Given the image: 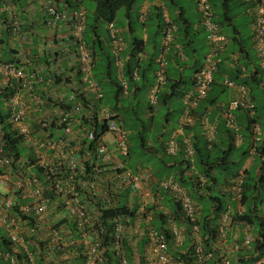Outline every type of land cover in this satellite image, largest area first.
Masks as SVG:
<instances>
[{"label":"crops","instance_id":"0c3cea01","mask_svg":"<svg viewBox=\"0 0 264 264\" xmlns=\"http://www.w3.org/2000/svg\"><path fill=\"white\" fill-rule=\"evenodd\" d=\"M166 4L170 7H167ZM92 7L93 5H91V10ZM162 7L165 8L170 19L180 16L186 20L188 34L184 46L181 45L183 43L181 37L177 34L174 35L172 46L167 51L164 60L165 83L156 95V102L149 105L147 97L153 84L154 72L157 69L155 57L160 45L159 22ZM247 7L248 3L241 1L233 6L234 33L232 36H227L221 30L227 38L222 52V63L213 75V82L207 96L199 101L194 110L193 124L176 136L177 150L173 155H165L163 147L168 135L179 126L182 108L180 94L190 87L193 75L200 67L207 52L205 33L198 26L194 0H141L134 13H130L132 5L128 11L122 10L123 14L119 17L121 19L120 26L116 25V21L113 22L125 42L123 50L118 54L119 66L114 65L115 80L117 82L124 80L123 67L129 58V41L136 37L142 41V50L138 54L137 71L145 73L147 82L140 84L137 88L126 87L121 98L122 101L116 105L115 113L118 118L121 114L127 118L140 113L145 121L134 119L133 123L137 122L138 125L140 122L139 126H142V129L151 132L148 139H144V145L141 144L147 164L142 166L136 163L132 170L145 171L150 177L142 189L143 197L139 199L129 192H121L117 197L120 200L126 194V206L130 209L136 206L133 215L128 217V222L123 225L121 234L120 252L125 258L126 264H139V255L143 259L142 264H144L149 240L141 231L143 221L135 218L136 211L141 204H144L145 211L152 215L150 225L154 221L153 214L161 213L165 216L166 235L172 240L170 251L167 250V254L172 258L179 259V254L189 251L192 252L190 254H192L193 262L197 264L204 262L206 264H264V254H258L252 246L257 238L256 229L237 220L243 214L263 216L264 197L262 202L256 201L258 205L255 204L252 208L249 200L244 202L232 200L228 191L230 179L238 174L242 175V183L245 178H258L264 174V162L255 151V148L260 147L264 142V108L262 107L264 105V67L260 66L251 44L250 15L246 10ZM140 11L144 13L143 22L138 20ZM14 19L20 23L18 35L12 34L10 30ZM142 26L145 28L144 33L141 31ZM70 30V27L64 23H58L54 29L46 27L44 14L34 0H0V62L13 63L29 73L33 72L37 78L41 76L44 82L35 81L34 89L36 94L42 98L53 94H64L65 87L53 85L48 79L50 70H47L46 67L50 69V66L53 65L60 71H66L71 75L69 70L73 68L75 57L71 46ZM84 31L86 32V28ZM47 62L48 65H46ZM225 78L236 86H243L247 90L249 98L253 100L256 110L252 114L249 113L248 118H253L257 126L256 135L252 130L251 133L249 129L245 128L247 118L244 110H227L228 103L237 96V89L222 86L221 81ZM12 81H14L12 77L7 78L0 75L1 88L9 87L10 83L14 86ZM261 81L263 82L261 83ZM103 82L106 86L112 85L106 81V78L103 79ZM255 82L260 83L256 85ZM169 94L173 96L168 98ZM158 95L161 97L162 104L158 102ZM174 98L178 103L176 108L172 103ZM22 101L27 106L29 105L27 112L30 115L26 119V123L29 129L35 132L32 122L35 115L32 109L33 103L26 95H23ZM157 106L164 107L166 112L163 115L160 135L153 137L152 132L159 127L154 121ZM103 107L109 108L108 106ZM149 107L152 109H148ZM225 113L229 116L227 119L236 126V132H233L227 125ZM174 114H176L175 121H172ZM145 122L147 124L144 126ZM209 127L214 128V136L208 147L205 131ZM135 128H137L136 125L131 127V130ZM125 133L127 139V131ZM132 134V137L141 138L136 131L135 133L133 131ZM184 136L189 137L194 150H196L188 168L184 163L185 158L180 147ZM229 144L233 145V149L230 150V155L226 157V160L233 163L213 166L207 175L208 178L205 177L202 166L197 163V156L203 153V147L205 146L209 152L207 154L210 158L220 156V154L225 158L223 152L227 150ZM22 150H24L22 154L26 156V149L22 148ZM21 162L23 163L24 160ZM128 162L129 159H126V168H128ZM26 171L39 175L35 168H27ZM211 177L212 179H209ZM165 178L174 180L186 194L190 192V196L187 195L195 208L197 222L206 217L203 225H206L207 231L214 232L213 239L201 238L202 232H206L205 229L201 230L200 225H197V232H193L190 224L183 219L181 214L173 213L174 207L170 201L174 202V199L171 195L159 191L157 187V182ZM50 200V209L53 210L51 209L49 212L45 223L46 225L60 224L62 218L65 217L59 207L60 199L50 192ZM22 202L17 199L18 205ZM7 215L8 218H5V213L0 212V239L3 237L7 240L11 253L8 255L1 251L0 263H9L5 259V256L8 255L13 259V262L9 264H36L37 258L41 259L42 264H85L82 245L77 239H73L66 232L67 230L63 229L66 238L63 250L57 254H46L44 251L48 240L46 228L38 227L37 230L30 232L31 227L25 218L21 219L11 213V210L7 212ZM9 219H12L16 227L17 243H13L7 238L6 228H8ZM152 228L156 231L154 227ZM156 232L163 235L162 232ZM163 237L165 240V235ZM123 240L129 243V257H127L122 244ZM140 243L142 244L141 254L137 248L135 249V245ZM255 257L258 259L253 261ZM114 260L116 261L115 257Z\"/></svg>","mask_w":264,"mask_h":264},{"label":"built area","instance_id":"2783aa9c","mask_svg":"<svg viewBox=\"0 0 264 264\" xmlns=\"http://www.w3.org/2000/svg\"><path fill=\"white\" fill-rule=\"evenodd\" d=\"M34 1L44 14L46 27L54 29L58 23L70 27L75 60L70 71L71 75L66 73L70 78L76 75L78 83L73 81L70 84H60L65 87L64 94H53L42 98L34 89L35 81L44 82L41 76L37 78L33 72L29 73L13 63L0 62V75L12 77L15 81L12 93L0 96L3 121L8 124L15 136L20 138V146L26 149V156L22 155L17 161L13 160L11 153L6 150L2 142L0 122V212L5 213V218H8L7 212L10 210L18 217L24 216L31 227L30 232L37 230L38 227H45L48 236L44 247L46 254H57L63 250L66 245L63 229L70 234L66 225L71 223L74 230L76 229V239L84 249L85 264H103L106 248L103 244L104 237L110 239L108 247L117 264H126L120 252V241L123 225L128 222V217L112 215L103 218L102 211L112 210L121 192H129L139 199L142 198V189L150 177L145 171L139 169L132 171L126 168L128 156L126 133L121 123L115 119V114L106 107L96 110L92 107L85 108L84 103L76 97L82 94L87 100L101 98L99 85L92 77L93 58L83 39L84 10L66 9L62 0ZM240 1L248 3L246 10L251 19V44L260 66L264 67V0ZM194 5L198 26L205 33L207 52L193 75L190 87L181 93L179 126L168 135L163 147L165 155L175 153L176 136L193 124L194 110L210 90L213 75L222 63V52L227 41L213 19V10L208 0H194ZM160 16L162 20L160 45L155 57L157 69L147 97L149 105L156 102V95L165 83L164 60L172 46L175 32V25L163 7ZM138 20L143 22V11L139 12ZM19 25L17 19L12 21L10 28L12 34H19ZM105 29L114 65L119 66L118 54L123 50L125 42L113 23L106 24ZM141 31L144 33V26ZM51 66L50 69L47 67L50 72L59 70ZM133 77L136 78L135 73ZM221 84L226 88L237 89V96L228 103L227 110H244L252 114L253 104L243 86H236L226 78ZM121 85L125 87L123 81ZM77 88L79 91H76ZM23 95L28 96L33 103L32 109L35 115L32 122L35 132L30 130L26 123L30 113L27 112L29 105L22 101ZM225 117L229 128L236 132V126L227 119L229 117L227 113ZM251 130L256 135L257 126L253 124ZM97 133L100 134L96 135ZM213 136L214 128H207L205 139L208 147ZM181 144L185 157L191 160L193 148L189 137L184 136ZM27 168H35L39 175L27 172ZM242 184L241 174L230 179L228 191L232 200L240 201ZM157 187L159 191L172 196L174 202L180 206L183 219L190 224L191 231L197 232L196 211L184 189L174 180L167 178L159 180ZM50 192L60 199L59 207L65 214L60 222L61 225L45 223L52 209H50ZM17 199L23 202L18 205ZM135 218L143 221L141 231L149 240L144 264H183L181 259L168 256L164 237L151 227L152 215L145 211L144 204L137 209ZM107 225L110 226V232L104 227ZM7 227L10 228H6L8 240L17 243L16 227L12 219H9ZM172 233L174 234V231ZM5 259L9 263L13 262L8 255Z\"/></svg>","mask_w":264,"mask_h":264},{"label":"trees","instance_id":"16d2710c","mask_svg":"<svg viewBox=\"0 0 264 264\" xmlns=\"http://www.w3.org/2000/svg\"><path fill=\"white\" fill-rule=\"evenodd\" d=\"M92 2V24H86V19L84 22V29L88 28L89 33H90V40L86 41L84 38L85 31L83 32V39L84 42L93 58V68H92V77L96 81V83L99 85V88H101V98L98 100H92L89 99L87 100L86 97L82 96V94L76 95V97L84 103L85 108H93L94 110L103 107V106H108L110 110L115 114V119L118 120L119 122L124 123V120H128V126L133 127L137 126V122L133 123L134 119H138L137 114L134 116H128L127 118H124L123 121H121L120 118L115 113L116 105L122 101V95L126 90V87H135L137 88L140 86V84H145L146 78H145V73H138V54L142 50V41L141 39H138L136 37H133L129 41V46H130V53H129V58L128 61L123 67V83L126 84V86L123 88L121 85V82H117L115 80V67H114V58L111 55L110 52V47H109V40H108V35L107 31L105 29L100 31L99 27L101 25H106L108 23H113L116 21V13L117 10L123 9L125 11H128L133 4L135 0H88ZM240 0H208V3L213 10V19L215 22L219 25L220 29L223 31V28L226 27L230 31V35L232 36L234 33V26L232 24L233 22V6ZM63 5L65 6L66 9L72 10L76 9L77 7L80 6L82 0H62ZM169 16V15H168ZM170 18V17H169ZM172 23L175 25V32L174 35H178L181 37V41L183 42L181 45H185V39L188 34V24L186 20L180 16H175L174 18L170 19ZM251 20V19H250ZM250 25V22H249ZM162 28V20L160 16V22H159V30L161 32ZM226 37V36H225ZM227 39V38H226ZM124 40V39H123ZM174 40V39H173ZM234 40V38H232ZM49 63L47 62L46 65ZM46 67V66H45ZM47 68V67H46ZM73 68H71L69 71H71ZM133 73H135L136 78L133 77ZM74 78V79H73ZM73 78H70L67 76L66 71H59L57 72H50L48 73V79L51 81L53 85H60V84H65V83H71L75 82L78 83V78L76 75L73 76ZM106 78V81L111 83L113 86L111 96L108 97L107 100V93L105 92V89L103 88V79ZM45 79V77H44ZM134 79V80H133ZM236 79V78H234ZM136 80V81H135ZM263 81H261L262 83ZM14 83V81H12ZM256 85H258L260 82H255ZM102 84V85H101ZM102 86V87H101ZM223 86V85H222ZM12 84L10 87H5L1 88L0 87V96L4 95H9L12 93L13 90ZM79 91V88L76 89V91ZM181 95V94H180ZM173 95L169 94L167 97L171 98ZM175 96V95H174ZM158 102L162 104L161 97L158 95ZM106 100L107 103L104 102ZM112 104H108V102H111ZM252 104H253V112L256 110V106L254 105L253 100L251 99ZM110 105V106H109ZM264 108V105H262ZM148 109H152V107H149ZM252 112V113H253ZM245 117L247 118L246 121V129H249L251 132V127L254 123L253 118H248L249 112L245 111ZM126 117V116H125ZM0 122H1V132H2V142L4 143V147L6 150H8L11 155L13 160L17 161L20 159V157L23 155L22 152L24 153V150H22V147L20 146V138L15 136L13 131L10 129L8 124H5L3 121V114H2V101L0 99ZM140 124V122H138ZM252 133V132H251ZM100 133H97L98 135ZM141 138H139V148L142 151V146L144 142V138L140 135ZM128 142V140H127ZM144 145V144H143ZM192 145V144H191ZM128 146V143H127ZM182 149V153L184 155V163L186 164V168H188L191 165L192 159L195 155V151L193 146V156L191 160H189L187 157H185L184 150H183V145H180ZM146 149V148H145ZM233 149V145L229 144L228 148L225 152H223L224 157L223 158L220 154V156L210 158L209 157V152L205 149V146L203 147V153L201 155L197 156V163H199L200 166L203 168V174L205 177L208 178V173L212 170L213 166L216 165H224V164H232L233 162L226 160V157L230 155V150ZM255 151L258 152L260 155V158H262V161L264 162V142L262 145L258 148H255ZM146 152V151H145ZM143 154V153H142ZM127 159H129V146H128V156ZM229 162V163H228ZM264 164V163H263ZM209 179H212L209 178ZM197 180V179H196ZM198 181L196 182L197 185ZM190 196V192L187 193ZM192 195V194H191ZM264 197V174L263 176H259L258 178L254 177H248L247 179L245 178V181L243 182V191H242V196L240 201L244 202L246 200H249V203L252 205V208L257 204L256 201L262 202ZM126 194L122 197V199L118 200L116 206L112 210H106L102 211V217L107 218L112 215H124L127 217H131L136 210V206L132 207L131 209L126 206ZM171 205L174 207V214H181L180 213V206L179 204L170 201ZM258 205V204H257ZM219 211L218 209H216ZM254 212V211H253ZM252 212V213H253ZM21 217V219H23ZM154 221L152 222L151 226L156 229L158 232H162L163 235H165V241L167 244V250L170 251V246L172 245V240L169 239L166 235V230H165V216H163L161 213H155L153 214ZM237 218V217H236ZM174 219V218H173ZM238 222L245 223L247 225H250L256 229V237L254 242L252 243V246L258 254H264V215L263 216H257L254 214H243L242 216L237 218ZM205 219H199L197 222V225H200V229L204 230L206 225H203ZM188 226V225H187ZM107 232H110V226H104ZM68 231L71 234V237L73 239L77 238V234L74 230V226L69 223L67 224ZM206 230V229H205ZM205 237V239H213L214 237V232L213 231H207L202 232L201 238ZM205 241V240H204ZM7 240L5 238L0 239V252L4 254V252L8 253V255L11 253L10 247L7 245ZM103 244L106 246L105 248V253H104V262L103 264H117V262L114 260L113 254L109 250V245H110V239H106V237L103 238ZM124 249L127 253V257L130 256V247L129 243L126 240H123ZM122 245V247H123ZM206 246V245H205ZM137 248V251L142 252V244H136L135 249ZM109 251V253H108ZM192 252H185L184 254H179L178 257L181 259L184 264H197L193 262V257ZM139 264H142V257L139 255ZM254 258L253 261H255ZM0 264H3L0 263ZM9 264V263H6ZM36 264H42L41 259L37 258ZM202 264H206L205 262Z\"/></svg>","mask_w":264,"mask_h":264},{"label":"rangeland","instance_id":"374dc122","mask_svg":"<svg viewBox=\"0 0 264 264\" xmlns=\"http://www.w3.org/2000/svg\"><path fill=\"white\" fill-rule=\"evenodd\" d=\"M141 0H135L132 4V9H131V14L135 12V9L137 8L138 6V3L140 2ZM91 5H92V2L88 1V0H82L81 2V6L82 8L84 9V13H85V19H86V24H92V19H91V16H92V10H91ZM167 7H170L168 4H166ZM80 6V7H81ZM123 9H119L117 10V14H116V17H117V20H116V25H121V19H119L120 15L123 14ZM119 19V20H118ZM104 26L105 25H101V27H99L100 31H102L103 33V30L104 29ZM223 32L224 34H226L227 36L230 35V31L228 28L224 27L223 28ZM90 33H89V30L88 28H86V32H85V35H84V38L86 41H89L90 39ZM254 51V49H253ZM255 53V52H254ZM256 55V54H255ZM102 85V84H101ZM102 87V86H101ZM103 88L105 89V92L107 93V100H108V97L111 96V93H112V89H113V86L110 85V86H106L105 84H103ZM111 92V93H109ZM105 103L106 100H104ZM111 102H108V104H111ZM172 103H173V107L176 108L178 106V103H177V100L176 98H174L172 100ZM156 112H155V116H154V121L157 123V125H159L158 129L157 130H154L152 132V135L153 137H156L157 135H160L161 133V126L163 124V115L165 114L166 110L164 107L162 106H157L156 107ZM138 116V120H144L142 115L140 113L137 114ZM175 117H176V114L173 115L172 117V121H175ZM120 119L121 121H123L124 117H123V114L120 115ZM145 121V120H144ZM147 123L145 122L144 123V126L146 125ZM121 126L122 128L124 129V131H127V140H128V146H129V162H128V165L127 167L131 170H133V167L136 163H138L139 165H142V166H146V161H145V156L142 154L140 148H139V137L137 136H133V131L135 133L138 132L139 135H141L144 139H148V137L150 136V131L148 130H145L144 128L142 129V126L140 127L139 126V123L137 125V128H135L134 130H131L130 126H128V120H124V123L122 125L121 123ZM142 129V130H141Z\"/></svg>","mask_w":264,"mask_h":264},{"label":"clouds","instance_id":"9594fccd","mask_svg":"<svg viewBox=\"0 0 264 264\" xmlns=\"http://www.w3.org/2000/svg\"><path fill=\"white\" fill-rule=\"evenodd\" d=\"M77 8H81L80 6L79 7H77ZM83 9V8H82ZM84 10V9H83Z\"/></svg>","mask_w":264,"mask_h":264}]
</instances>
